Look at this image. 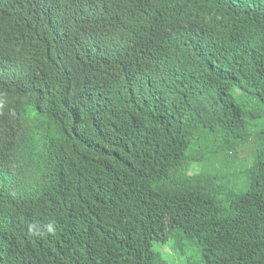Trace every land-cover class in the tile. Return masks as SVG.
Masks as SVG:
<instances>
[{"label": "trees", "instance_id": "trees-1", "mask_svg": "<svg viewBox=\"0 0 264 264\" xmlns=\"http://www.w3.org/2000/svg\"><path fill=\"white\" fill-rule=\"evenodd\" d=\"M36 1L73 16L0 45V264H264V0Z\"/></svg>", "mask_w": 264, "mask_h": 264}, {"label": "clouds", "instance_id": "clouds-1", "mask_svg": "<svg viewBox=\"0 0 264 264\" xmlns=\"http://www.w3.org/2000/svg\"><path fill=\"white\" fill-rule=\"evenodd\" d=\"M12 1L13 0H0V3L5 4V5H10ZM20 1H23V2L28 1L23 6L20 12L14 15H10V14L0 11V45H3V44L9 45L15 41V37L20 32L21 27H22V22L28 13V9L32 5L42 7L46 11L49 12L51 21L53 23L54 32L58 29L68 27L69 26L68 20L73 16L71 12L62 10L61 8L51 3H41L36 0H20ZM97 33H98L97 43L94 44V48H100L103 50L106 47L107 34L103 30H98ZM112 56H116V55L113 54ZM235 89L237 92H239L237 88ZM238 95L239 96L236 99H238L239 101L242 100L241 95L245 96L243 92H239ZM7 103H8V100L4 96L0 95V106H4ZM22 105H23V102H20L19 106L22 107ZM14 117L17 120L16 123L19 125L20 134L23 132L28 133V132H33V131H36V132L39 131L40 133H42V126H44L46 123L43 117H37V113L34 111H33L32 117L26 120H24L21 117V115H16ZM3 204L4 203L0 202V208L2 207ZM29 230L33 231L31 227ZM48 231L55 232L56 231L55 225L49 224Z\"/></svg>", "mask_w": 264, "mask_h": 264}, {"label": "rangeland", "instance_id": "rangeland-1", "mask_svg": "<svg viewBox=\"0 0 264 264\" xmlns=\"http://www.w3.org/2000/svg\"><path fill=\"white\" fill-rule=\"evenodd\" d=\"M238 94H239V92H235V93H234V97H235V98H238V96H239ZM241 99H242L243 101H245L246 103H252V102H253L250 98H248V97H246V96H244V95H241ZM247 109H248V110H252L250 107H247ZM263 119H264V118H261V119L259 120V122H261ZM196 170H198V169H196ZM153 248H154L155 250L159 251L161 254H163V252H162V250H161L162 247H160L158 243H155L154 246H153ZM163 250H164L166 256L168 257V259H166L168 264H179V260H178L176 257H174V256L169 252V249H168V248H164ZM165 254H163V255H165Z\"/></svg>", "mask_w": 264, "mask_h": 264}, {"label": "bare ground", "instance_id": "bare-ground-1", "mask_svg": "<svg viewBox=\"0 0 264 264\" xmlns=\"http://www.w3.org/2000/svg\"><path fill=\"white\" fill-rule=\"evenodd\" d=\"M37 231V230H36Z\"/></svg>", "mask_w": 264, "mask_h": 264}]
</instances>
